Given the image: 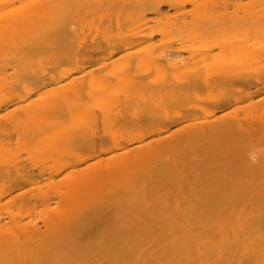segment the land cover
<instances>
[{"label":"bare ground","instance_id":"6f19581e","mask_svg":"<svg viewBox=\"0 0 264 264\" xmlns=\"http://www.w3.org/2000/svg\"><path fill=\"white\" fill-rule=\"evenodd\" d=\"M0 264H264V0H0Z\"/></svg>","mask_w":264,"mask_h":264},{"label":"clouds","instance_id":"9594fccd","mask_svg":"<svg viewBox=\"0 0 264 264\" xmlns=\"http://www.w3.org/2000/svg\"><path fill=\"white\" fill-rule=\"evenodd\" d=\"M250 159H251V161H252L253 163H256V162H257V157H256L255 154H252V155L250 156Z\"/></svg>","mask_w":264,"mask_h":264}]
</instances>
